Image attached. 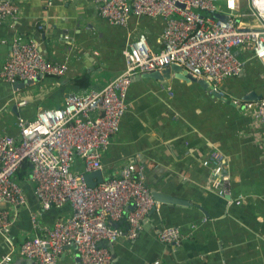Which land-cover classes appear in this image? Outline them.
<instances>
[{"label": "crops", "instance_id": "crops-1", "mask_svg": "<svg viewBox=\"0 0 264 264\" xmlns=\"http://www.w3.org/2000/svg\"><path fill=\"white\" fill-rule=\"evenodd\" d=\"M15 1L21 6L20 18L0 24V72L11 49L10 40L18 34L38 39L46 58L65 61L69 69L61 77L40 75L17 89L15 82L0 76V132L17 135L18 116L34 119L40 110L61 106L69 91L101 88L120 75L125 68L127 39L137 31L147 33L155 50L162 47L164 23L160 18L132 16L128 25L122 26L105 20L94 0ZM235 52L239 58L248 56L249 61L240 74L217 86L219 96L175 77L167 82L141 73L132 80L120 130L103 151L102 173L104 178L113 177L123 164L137 163L151 190L160 195V206L150 213L134 240L133 252L143 263L264 264V126L244 105L234 102L257 101L264 96V64L248 53ZM251 94L253 98L247 99ZM24 100L26 105H19ZM213 150L227 159L232 177L230 199L210 186L211 173L203 160ZM74 159L72 169L84 173L81 159ZM29 173L28 163L18 173L27 198L33 189ZM238 195L245 196L241 204L235 201ZM163 208L166 211L160 217L158 210ZM21 219L19 215L14 220L12 231ZM54 220L41 217L48 226ZM167 220L184 231L194 223L200 227L192 238L175 247L156 237L157 229ZM116 223L126 229L123 219ZM34 234L33 227H18L15 245ZM127 240L122 235L118 242ZM7 241L0 235V252L5 251ZM63 254L60 264L75 262L74 246ZM18 255L13 264H29L26 257L21 260Z\"/></svg>", "mask_w": 264, "mask_h": 264}, {"label": "built area", "instance_id": "built-area-1", "mask_svg": "<svg viewBox=\"0 0 264 264\" xmlns=\"http://www.w3.org/2000/svg\"><path fill=\"white\" fill-rule=\"evenodd\" d=\"M99 14L108 22L127 26L132 16L160 18L164 23L162 47L155 50L147 33L137 31L127 39L125 68L101 88L69 91L59 107L40 110L34 119L17 117V135L0 132V235L9 240L14 220L27 207L26 190L18 180L25 164L40 210L31 211L34 234L13 245L0 256V264H13L17 254L34 264H60L67 246H74L81 264H114L103 241L120 237L136 239L150 213L160 206L153 197L141 165L128 162L116 176L90 186L85 174L102 170L103 151L120 130L128 110V91L135 75L161 70L177 62L198 79L217 86L242 72L249 57L264 64V0H94ZM222 14L226 18H217ZM15 0H0V24L20 18ZM5 42V41H3ZM65 61H52L32 38L15 35L4 59L0 76L7 82L35 81L40 75L67 74ZM253 113L264 126V96L257 101H234ZM20 101L19 105H26ZM78 156L84 173L72 169ZM211 173L210 186L220 196H232V177L225 155L211 151L203 160ZM244 195L235 197L241 204ZM70 206L51 226L41 221L42 210ZM124 220L126 229L115 226ZM200 223L187 231L165 227L157 239L181 246L194 236ZM71 264H76L71 262Z\"/></svg>", "mask_w": 264, "mask_h": 264}, {"label": "water", "instance_id": "water-1", "mask_svg": "<svg viewBox=\"0 0 264 264\" xmlns=\"http://www.w3.org/2000/svg\"><path fill=\"white\" fill-rule=\"evenodd\" d=\"M215 17L223 18V19L226 18L222 14H216ZM10 41H11L10 43L12 44L13 38ZM35 41L39 42L38 39H36ZM142 77H150V78L157 79V80H162V81L165 80L167 82H171L172 78L175 77V78H178V79L185 80L188 83H197L201 88H203L205 90H208V91H211V94L213 96H219V92L213 89V84L210 81L205 80V79L196 78L195 76L190 74L186 69H184L177 62H174V63L170 64L169 66H166V67L162 68L161 70H155V71H152V72L143 73ZM32 82H34V81L17 80L14 83L13 87H14V89H17L18 87H23L25 84L32 83ZM252 95L253 94L248 96L247 99L251 100L253 98ZM16 106L17 105L15 103L13 105V109H15ZM95 177L98 178V181H94ZM85 178H86L87 183L90 186H95V185H97L98 183H100V182H102L104 180V176H103L102 170H95V171L86 173L85 174ZM152 193H153V197L156 200L160 199V195H158V193H156V191H154V189L152 190ZM29 194H30V195H28L29 204L32 205V207H28V208H26L25 210H23L21 212L20 215H21L22 219H21L20 223H18V224L16 223L15 224V226L13 228V231H12V235H11L10 239L6 242L5 251L0 252V256L6 254L11 249V247L18 242V227H22V228H24V230L25 229L26 230L32 229V224H31V221H30V213H31V211H37V210H40V209H39L38 199L35 196L33 189H29ZM224 197L228 198V199L231 198L230 195L229 196L227 195V196H224ZM34 203L37 204V206H33ZM198 206H200V205H198ZM69 210H70V206L69 205H65V206L60 207V208L54 207V208H51L49 210H42L40 212H41V217L43 219L54 220L55 218H57L62 213L67 212ZM156 210L157 209L155 208L153 211H156ZM165 211H166L165 208H163V210H161V209L158 210L159 216L162 217V213L165 212ZM114 225L118 226V223L115 222ZM170 226H177V224L176 223H171V222H169L167 220L163 224L160 225V228L157 229L156 233H158L160 229L165 228V227H170ZM34 232H35V234L40 235L39 231L34 230ZM139 235H138V237H139ZM134 240H136V239H133V240L128 239L127 241H124V242L123 241H120V242H118V241H112V242L103 241L102 245L107 247L110 250V252L112 253L114 264H121L120 261H122V259H124V258H128V259H131V260H136V261L139 260L138 264H150V263H147V262L143 263L137 257V255L133 252V247L136 244V241H134ZM68 247H70V246H67L66 248H68ZM62 256H64V254H62ZM24 258L25 257H23L22 255H18V259L23 260ZM24 260L26 262H28L29 264H34V260L33 259L25 258ZM75 261H76V264H81L80 258L78 256L76 257Z\"/></svg>", "mask_w": 264, "mask_h": 264}, {"label": "trees", "instance_id": "trees-1", "mask_svg": "<svg viewBox=\"0 0 264 264\" xmlns=\"http://www.w3.org/2000/svg\"><path fill=\"white\" fill-rule=\"evenodd\" d=\"M82 80H84V79H82ZM26 165V164H25ZM21 181V180H20Z\"/></svg>", "mask_w": 264, "mask_h": 264}]
</instances>
